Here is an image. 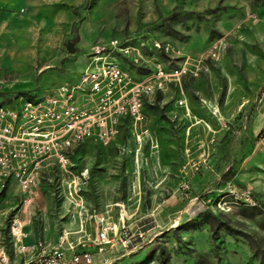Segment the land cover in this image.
<instances>
[{
  "label": "rangeland",
  "instance_id": "1",
  "mask_svg": "<svg viewBox=\"0 0 264 264\" xmlns=\"http://www.w3.org/2000/svg\"><path fill=\"white\" fill-rule=\"evenodd\" d=\"M42 2L49 14V46L44 47L49 65L35 87L78 79L93 51L116 38L139 49L137 59L113 51L126 67L152 70L162 59L169 69H187L180 80L146 98L151 134L141 138L124 134L109 145L89 141L73 149L76 163L91 169L88 194L93 205L106 210L109 203L112 208L123 202L133 228L153 229L145 249L112 264H261L264 0ZM155 41L170 43L180 52L166 53ZM216 41L223 47L214 58L209 50ZM7 88L0 87V103L11 105L18 90L13 85ZM49 177L56 180L57 169L43 172L34 199L39 198L41 208L34 228L47 225L50 238L57 233L64 198ZM185 183L190 185L187 190ZM179 191L182 206L175 218L164 219L163 200ZM243 191L255 205L244 204L250 199L242 198ZM19 200L17 196L9 200L8 192L0 188L4 220L0 250L9 249L11 254L15 246L10 220ZM205 211L239 232L231 233L224 224L215 228L203 219ZM163 249L170 255L165 261Z\"/></svg>",
  "mask_w": 264,
  "mask_h": 264
},
{
  "label": "built area",
  "instance_id": "2",
  "mask_svg": "<svg viewBox=\"0 0 264 264\" xmlns=\"http://www.w3.org/2000/svg\"><path fill=\"white\" fill-rule=\"evenodd\" d=\"M155 44L166 53L180 52L170 43ZM222 47L221 41L214 42L210 55L219 57ZM135 50L139 49L131 43L112 39L93 51L78 79L19 93L11 105L0 103V188L15 180L22 192L21 204L11 216L9 235L20 253L39 249L21 263H13L9 249L2 248L0 264H112L148 242L143 227L133 229L127 222L123 202L112 208L108 205L102 214L87 205L91 169L78 165L73 157V149L90 139L104 146L114 142L127 118L137 127L143 126L146 98L180 80L187 70L185 66L169 69L161 59L152 70L141 73L113 55L118 51L137 59ZM144 131L147 129L139 132V138ZM47 168L49 173L57 169V179H49L68 202V224L49 248L41 240L34 244L23 241L22 217L34 215V199ZM183 186L190 188L189 183ZM242 198L250 199L244 204H256L247 191ZM117 207L119 218L115 220L110 215ZM89 221L94 222L93 231L87 228Z\"/></svg>",
  "mask_w": 264,
  "mask_h": 264
},
{
  "label": "crops",
  "instance_id": "3",
  "mask_svg": "<svg viewBox=\"0 0 264 264\" xmlns=\"http://www.w3.org/2000/svg\"><path fill=\"white\" fill-rule=\"evenodd\" d=\"M46 10L47 8L43 6L42 0H0V87L6 89L7 86L13 85L18 90L17 94H19L56 85L50 84L41 87H35L37 82L36 79L38 78L39 74L43 72V70L49 65V55L44 49V47L49 46V14ZM78 77L79 75H77V78ZM25 83H27V85H25ZM152 96L153 95L149 96L147 99L151 98ZM260 109L262 112H264V102ZM145 111L147 114V119L143 126L139 128L134 124V121L131 118H127L124 120L121 131L115 140L121 139L124 134L134 136L136 133L138 135L139 132L143 131L144 128H146L147 131H144L142 136L146 137L147 135L151 134L150 128L148 127L150 118L146 102ZM89 141L94 140L90 139L87 142ZM86 143L84 145H86ZM46 170L49 171V168ZM89 190L90 187L86 192L87 205L91 209L96 210L98 213H105L106 210H99L93 205V202L88 194ZM6 191L8 192L9 200H13L15 196L20 197V200L16 205L18 208L21 204L22 198V192L19 184L15 180L10 181ZM36 197H38V194ZM182 199L183 195L179 191L163 200V209L160 211V213L165 216L164 219L176 217V210L182 206ZM39 202L40 201L38 198L34 203L36 210L30 219L26 218L24 215L22 216L25 219L23 222V228L26 232L23 241L26 244H34L41 240L49 248V245H54L58 241L62 226L68 224V219L66 217L68 202L64 199L62 205L63 212L61 211L57 218V233L50 235V238L47 225L43 230H36L34 228V220L37 215L38 208L41 209ZM131 217L132 215L127 211L126 220L127 222H130V225L133 228L134 225L130 220ZM1 218L2 215H0V243L2 237V224L4 222V220ZM110 218L116 220L119 218V214L115 213L114 211L110 215ZM87 228L93 231L94 222L89 221L87 223ZM150 229L147 232L148 235L150 234V231H153V229ZM45 231L47 235L45 234ZM146 245L147 243L145 246H143L144 249ZM38 252L39 249L36 248L29 254H23L20 253L17 248H15L14 253H12V262L21 263L25 258L29 257L30 254L34 255Z\"/></svg>",
  "mask_w": 264,
  "mask_h": 264
},
{
  "label": "trees",
  "instance_id": "4",
  "mask_svg": "<svg viewBox=\"0 0 264 264\" xmlns=\"http://www.w3.org/2000/svg\"><path fill=\"white\" fill-rule=\"evenodd\" d=\"M148 70L149 69L147 67H143V68H140L139 72H141V73L143 72L144 73V72H147ZM73 157H74V155H73ZM7 186L8 185L3 187L2 190H6ZM202 215H204L203 219L209 220L212 225H215V228H217L220 224H224L227 228L230 229L231 233L236 234V233L239 232V231H236L234 229V227L231 226L230 224H228L227 222L219 220L218 217L216 215H214L211 211H205ZM197 225H198V223H195L194 226H197ZM189 227L190 226L186 225L184 228H189ZM255 247H256V245H255ZM162 253H163V255H162ZM161 255L164 257V259H163L164 261H165V259H168V257L170 256L169 253L168 254L165 253V249L162 250ZM260 263L261 264L264 263V254L262 256V259H261Z\"/></svg>",
  "mask_w": 264,
  "mask_h": 264
},
{
  "label": "water",
  "instance_id": "5",
  "mask_svg": "<svg viewBox=\"0 0 264 264\" xmlns=\"http://www.w3.org/2000/svg\"><path fill=\"white\" fill-rule=\"evenodd\" d=\"M69 45H70V47H71V43H70Z\"/></svg>",
  "mask_w": 264,
  "mask_h": 264
}]
</instances>
